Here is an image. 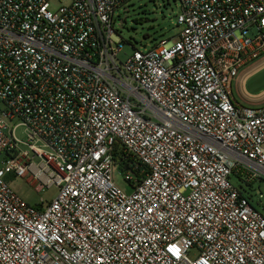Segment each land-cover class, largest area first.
<instances>
[{
  "label": "built area",
  "instance_id": "2783aa9c",
  "mask_svg": "<svg viewBox=\"0 0 264 264\" xmlns=\"http://www.w3.org/2000/svg\"><path fill=\"white\" fill-rule=\"evenodd\" d=\"M51 1L0 0V264H264V105L233 96L264 0H179L180 33L125 59L131 0Z\"/></svg>",
  "mask_w": 264,
  "mask_h": 264
},
{
  "label": "rangeland",
  "instance_id": "374dc122",
  "mask_svg": "<svg viewBox=\"0 0 264 264\" xmlns=\"http://www.w3.org/2000/svg\"><path fill=\"white\" fill-rule=\"evenodd\" d=\"M69 0H52V10H57L62 5H67ZM180 13L179 0H131L124 7L115 11V29L127 42L123 46L121 59L131 55L135 49L144 50L161 40L172 39L180 33V27L176 24L177 16ZM264 89V71L253 77L248 83V90L251 93H258ZM17 137L25 139L24 128L17 131ZM115 184L125 193H130L132 187L126 183L123 177L119 176L117 170L113 171ZM232 182L236 186L240 183L235 177ZM10 186L14 191L30 204L38 205L51 201L56 195V188L51 187L42 193L35 191L28 179L11 177ZM252 195L263 194L261 200L264 207V182L255 183L248 189Z\"/></svg>",
  "mask_w": 264,
  "mask_h": 264
},
{
  "label": "crops",
  "instance_id": "0c3cea01",
  "mask_svg": "<svg viewBox=\"0 0 264 264\" xmlns=\"http://www.w3.org/2000/svg\"><path fill=\"white\" fill-rule=\"evenodd\" d=\"M264 71V57L245 69L233 84V96L238 102L251 106L260 107L264 105V89L258 93L248 90L249 81Z\"/></svg>",
  "mask_w": 264,
  "mask_h": 264
}]
</instances>
